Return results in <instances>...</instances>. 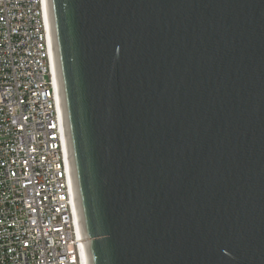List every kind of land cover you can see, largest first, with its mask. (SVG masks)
<instances>
[{
    "label": "water",
    "instance_id": "1",
    "mask_svg": "<svg viewBox=\"0 0 264 264\" xmlns=\"http://www.w3.org/2000/svg\"><path fill=\"white\" fill-rule=\"evenodd\" d=\"M47 3L89 264H264V0Z\"/></svg>",
    "mask_w": 264,
    "mask_h": 264
},
{
    "label": "built area",
    "instance_id": "2",
    "mask_svg": "<svg viewBox=\"0 0 264 264\" xmlns=\"http://www.w3.org/2000/svg\"><path fill=\"white\" fill-rule=\"evenodd\" d=\"M47 0H0V264H87Z\"/></svg>",
    "mask_w": 264,
    "mask_h": 264
},
{
    "label": "bare ground",
    "instance_id": "3",
    "mask_svg": "<svg viewBox=\"0 0 264 264\" xmlns=\"http://www.w3.org/2000/svg\"><path fill=\"white\" fill-rule=\"evenodd\" d=\"M54 67H55V70H56L57 82H58V85H59L58 73H57V66H56V60H55V54H54ZM61 108H63V107H61ZM62 117H63L64 126H65L63 109H62ZM77 214H78V218H79L78 209H77ZM86 261L88 262V260H87V253H86ZM88 264H89V262H88Z\"/></svg>",
    "mask_w": 264,
    "mask_h": 264
}]
</instances>
